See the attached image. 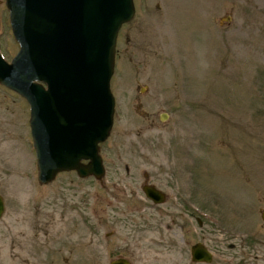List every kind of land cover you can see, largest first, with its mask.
<instances>
[{
	"label": "rangeland",
	"instance_id": "obj_1",
	"mask_svg": "<svg viewBox=\"0 0 264 264\" xmlns=\"http://www.w3.org/2000/svg\"><path fill=\"white\" fill-rule=\"evenodd\" d=\"M0 1L8 58L18 45ZM134 1L101 179L41 184L30 107L0 84V264H264V0ZM197 242L210 263L192 261Z\"/></svg>",
	"mask_w": 264,
	"mask_h": 264
},
{
	"label": "water",
	"instance_id": "obj_2",
	"mask_svg": "<svg viewBox=\"0 0 264 264\" xmlns=\"http://www.w3.org/2000/svg\"><path fill=\"white\" fill-rule=\"evenodd\" d=\"M7 6L20 50L11 63L0 54V82L31 105L39 181L47 184L66 170L100 178L99 143L109 136L115 111L110 82L117 35L135 13L133 0H7ZM144 191L164 201L155 187ZM3 211L0 195V217ZM193 254L212 260L200 244ZM110 264L131 263L118 258Z\"/></svg>",
	"mask_w": 264,
	"mask_h": 264
},
{
	"label": "bare ground",
	"instance_id": "obj_3",
	"mask_svg": "<svg viewBox=\"0 0 264 264\" xmlns=\"http://www.w3.org/2000/svg\"><path fill=\"white\" fill-rule=\"evenodd\" d=\"M65 235H66V234L63 233L62 236H61V238L63 239V237H65ZM48 236H51V235L48 234ZM30 237H32V234H30ZM27 247H28V246H27ZM19 248H21V246H19L18 249H19ZM22 253L25 254V252H24L23 250H22ZM24 254H23V255H24Z\"/></svg>",
	"mask_w": 264,
	"mask_h": 264
}]
</instances>
